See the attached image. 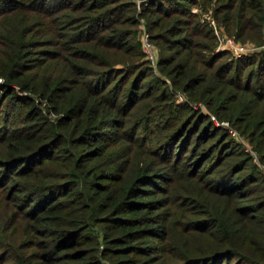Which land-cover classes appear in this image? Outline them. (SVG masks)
Returning a JSON list of instances; mask_svg holds the SVG:
<instances>
[{"label":"trees","instance_id":"trees-1","mask_svg":"<svg viewBox=\"0 0 264 264\" xmlns=\"http://www.w3.org/2000/svg\"><path fill=\"white\" fill-rule=\"evenodd\" d=\"M213 1L0 0V264H264V49L216 50ZM217 3L264 45V0Z\"/></svg>","mask_w":264,"mask_h":264},{"label":"rangeland","instance_id":"rangeland-1","mask_svg":"<svg viewBox=\"0 0 264 264\" xmlns=\"http://www.w3.org/2000/svg\"><path fill=\"white\" fill-rule=\"evenodd\" d=\"M147 1L148 0H146V3H147ZM217 1H218V3H217ZM219 1L220 0H214L213 1V4L211 5V2L208 4V7H209V10H207V8H205V7H199V6H194L193 7V11L194 12H196V13H199L200 14V16L202 17V18H208L209 19V21H210V18H214V16H213V6H215L216 5V3H217V5L219 4ZM7 14H3V15H1L0 16V36L1 37H3V38H7V35H8V33H9V30H10V28L13 26V24L15 23V16H7L6 18H4L5 16H6ZM39 15H37L36 16V19H39ZM45 20H48V18H45ZM213 20V19H212ZM212 20H211V23H212ZM215 20V23H217V25L220 27V31L221 32H223V33H225V34H227V35H229V36H233V35H230V34H228V31H227V29L225 28V26L223 25V24H221V23H219L216 19H214ZM212 25V24H211ZM146 28L147 29V25H146V19H145V17H143L142 18V20H141V22H140V24H139V33H140V37H141V31H142V28ZM43 28H45L43 25H40V26H38L36 29H37V33H40V31H42V29ZM38 35H40V34H38ZM44 37V36H43ZM205 41V40H204ZM237 41H239V40H237ZM239 42H241L243 45H245L246 46V50H247V52L250 54V53H253V52H257V51H259V50H262V49H264V45H258L257 43H255V41H252V40H246V41H239ZM40 47V46H39ZM36 48V49H39V50H42L43 48ZM46 47V46H45ZM248 48V49H247ZM216 50H218V44H217V46H216ZM222 50H226V51H229L230 52V54H228L227 56H231L232 57V55L234 56V57H237V56H235L229 49H221V50H218V51H222ZM158 55H159V50H158ZM241 56V55H240ZM37 57H38V59H41V60H39V61H37V62H40V61H42L43 59H45L44 57H46L42 52H39L38 54H37ZM153 65V64H152ZM249 67H251V66H247L246 68H248V69H250ZM155 70L156 71H158V68L156 67L155 68ZM158 73H159V71H158ZM260 78L261 79H264V74L262 75H260ZM255 83V82H254ZM179 92V91H178ZM178 92L176 93V99L179 101V102H183L182 100H180L179 99V96H178ZM183 93V92H182ZM183 95H184V98H186L187 99V96L183 93ZM199 103H201V102H199ZM198 103V104H199ZM198 108H200L201 110H203V113H205V114H208V113H211L210 112V110L205 106V104H203V103H201V105H199L198 106ZM218 119V118H217ZM219 121V120H218ZM233 128H235V127H233ZM236 129V128H235ZM237 131H238V129H236ZM238 133H239V135H238V138L239 139H241L242 141H244V142H247L248 143V140H246V137H243V135H241L240 134V132L238 131ZM251 144V143H250Z\"/></svg>","mask_w":264,"mask_h":264},{"label":"built area","instance_id":"built-area-1","mask_svg":"<svg viewBox=\"0 0 264 264\" xmlns=\"http://www.w3.org/2000/svg\"><path fill=\"white\" fill-rule=\"evenodd\" d=\"M133 1L137 4L138 9L141 8V5L143 3H146V0H133ZM211 20H212L211 24H212L214 31H215V34L218 38V50L229 49L235 56H240V55L248 53L245 45H243L241 42L237 41V39L234 36H229V35L221 32L219 30L220 27L217 25V23H215L214 18H210V22H211ZM141 39H142L143 50L145 52L146 58L156 68L157 67V61H158V47L156 46V44L152 40L151 33L145 27L142 28ZM0 80H2V79L0 78ZM178 96H179L180 100L185 99L183 93H178ZM196 107H198V105H196ZM211 117L217 124H222V125L226 126L227 128H229L230 132L233 135H235V136L239 135L238 131L230 125V122H228V121H221L220 122V121H218V119L214 115H211ZM254 155L257 158V154L254 153Z\"/></svg>","mask_w":264,"mask_h":264}]
</instances>
